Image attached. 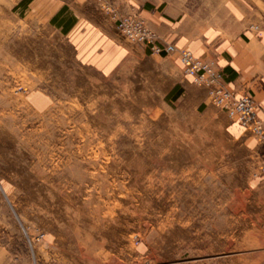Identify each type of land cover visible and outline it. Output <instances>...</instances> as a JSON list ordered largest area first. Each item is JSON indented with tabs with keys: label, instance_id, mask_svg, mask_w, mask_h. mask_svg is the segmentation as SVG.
Returning a JSON list of instances; mask_svg holds the SVG:
<instances>
[{
	"label": "rangeland",
	"instance_id": "rangeland-1",
	"mask_svg": "<svg viewBox=\"0 0 264 264\" xmlns=\"http://www.w3.org/2000/svg\"><path fill=\"white\" fill-rule=\"evenodd\" d=\"M22 1L0 0V264H264V142L187 82L177 53L120 33L121 16L150 29L149 2L97 0L142 51L105 73L51 6ZM184 1L206 18L224 2Z\"/></svg>",
	"mask_w": 264,
	"mask_h": 264
},
{
	"label": "crops",
	"instance_id": "crops-1",
	"mask_svg": "<svg viewBox=\"0 0 264 264\" xmlns=\"http://www.w3.org/2000/svg\"><path fill=\"white\" fill-rule=\"evenodd\" d=\"M112 1L124 9L139 6V0ZM145 1L149 3L141 8L140 16L151 30L167 43L214 60L224 71L229 87L238 96L251 95L258 116L264 119V0H224L209 18L190 11L184 0L165 5ZM43 3L53 8L50 20L66 33L78 58L98 71L109 73L127 61L135 49L142 52L120 38L116 24L101 12L97 0H30L27 5L32 9ZM65 17L70 20L63 21ZM252 25H259V30ZM143 50L148 51L146 47ZM159 56L171 57L165 53ZM175 59L181 63L178 53ZM179 71L183 73L181 66ZM237 130L240 133L237 139L256 152L259 144L254 135ZM260 146L264 162V146ZM253 230L260 229L253 226Z\"/></svg>",
	"mask_w": 264,
	"mask_h": 264
},
{
	"label": "built area",
	"instance_id": "built-area-1",
	"mask_svg": "<svg viewBox=\"0 0 264 264\" xmlns=\"http://www.w3.org/2000/svg\"><path fill=\"white\" fill-rule=\"evenodd\" d=\"M118 28L125 38L147 44L153 53H178L184 74L190 82L205 87L213 104L226 111L240 127L264 142V119L258 116L254 98L248 94L238 96L235 90L229 87L224 71L217 68L213 61L198 57L189 49L159 42L157 34L136 17H119ZM252 28H258V25H252Z\"/></svg>",
	"mask_w": 264,
	"mask_h": 264
},
{
	"label": "trees",
	"instance_id": "trees-1",
	"mask_svg": "<svg viewBox=\"0 0 264 264\" xmlns=\"http://www.w3.org/2000/svg\"><path fill=\"white\" fill-rule=\"evenodd\" d=\"M28 1H30V0H23L22 3L24 4V3H27Z\"/></svg>",
	"mask_w": 264,
	"mask_h": 264
}]
</instances>
